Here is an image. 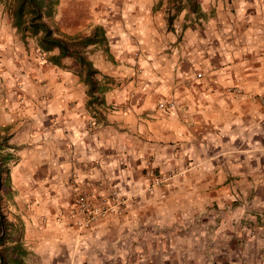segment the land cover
<instances>
[{"label": "crops", "instance_id": "obj_1", "mask_svg": "<svg viewBox=\"0 0 264 264\" xmlns=\"http://www.w3.org/2000/svg\"><path fill=\"white\" fill-rule=\"evenodd\" d=\"M55 1L48 23L107 89L93 114L77 61L50 62L59 50L23 40L0 0V264H129L120 243L143 224L211 218L233 237L263 217L264 0ZM152 174L162 187L141 193ZM89 184L118 186L127 213L77 229L67 216ZM224 250L213 264H246Z\"/></svg>", "mask_w": 264, "mask_h": 264}, {"label": "rangeland", "instance_id": "obj_2", "mask_svg": "<svg viewBox=\"0 0 264 264\" xmlns=\"http://www.w3.org/2000/svg\"><path fill=\"white\" fill-rule=\"evenodd\" d=\"M194 1L196 0H166V3L167 6L172 8L180 6L182 2L190 4ZM98 106L99 104L91 106L94 109L93 114ZM6 140L3 134L2 136L0 135V149H3V151H9L5 150ZM0 153L4 154L5 152ZM0 159H2L1 154ZM152 176L153 174L146 181L141 193L146 194L155 187H162L165 181L161 178L162 176L158 175L155 178H152ZM101 189V195H110L111 191L116 190L120 200L117 203H111L112 207L110 210L93 225L108 216H119L127 213L131 203V197L129 198L123 194V191L118 186L111 185ZM97 190L99 191V189ZM205 220L209 222L208 225L210 226H205V221H202L201 218L197 221L186 220L187 224L182 227L184 231L176 234L160 233L165 228L159 223H155L154 226L152 224H143L141 228H138L137 235H135L136 230H134V233L129 234L121 241L120 246H124L123 258L129 264H204V261L205 263L208 261L213 264V257L217 253L223 256L225 246H229L231 255L234 254L236 256L235 254L237 253L239 257H242L246 253L248 256V258L246 256V264H262L264 261V249H259L256 243L263 236L264 216L238 219L235 224L240 231L233 234V237L224 233L214 234L211 218H206ZM245 246H250V248L246 249ZM113 257H115V254ZM241 263L243 262L241 261Z\"/></svg>", "mask_w": 264, "mask_h": 264}, {"label": "trees", "instance_id": "obj_3", "mask_svg": "<svg viewBox=\"0 0 264 264\" xmlns=\"http://www.w3.org/2000/svg\"><path fill=\"white\" fill-rule=\"evenodd\" d=\"M4 10L9 14L12 24L16 27L21 38L33 37L39 50L50 52L58 49L57 54L49 56L48 60L53 64L60 65L63 57H73L83 73V81L87 85L88 104H101L102 93L107 89L96 78L98 71L87 58L82 44L66 34L59 33L49 23L48 19L54 12L55 0H2ZM172 16H168L171 22ZM106 77L103 76V79ZM0 167V172H1Z\"/></svg>", "mask_w": 264, "mask_h": 264}, {"label": "built area", "instance_id": "obj_4", "mask_svg": "<svg viewBox=\"0 0 264 264\" xmlns=\"http://www.w3.org/2000/svg\"><path fill=\"white\" fill-rule=\"evenodd\" d=\"M264 103V99L260 97ZM159 109H174V101L160 102ZM116 190L110 195H101L91 184L81 187L75 197V207L68 214V218L77 229H87L102 218L112 207L111 203L119 202Z\"/></svg>", "mask_w": 264, "mask_h": 264}]
</instances>
